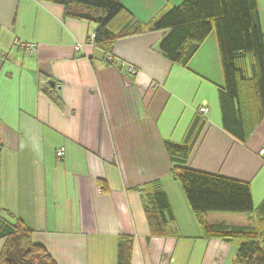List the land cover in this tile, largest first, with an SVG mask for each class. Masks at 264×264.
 I'll return each instance as SVG.
<instances>
[{"label": "crops", "instance_id": "obj_1", "mask_svg": "<svg viewBox=\"0 0 264 264\" xmlns=\"http://www.w3.org/2000/svg\"><path fill=\"white\" fill-rule=\"evenodd\" d=\"M181 2L120 0L142 23ZM256 4L264 35V0ZM95 27L66 16L59 2L0 0L1 224L20 220L56 264H118L121 239L131 243L129 264H231L236 245L203 237L164 143L192 141L186 167L248 183L256 209L264 199V117L244 142L222 128L214 33L182 67L158 50L165 30L117 40L108 63L91 42ZM201 105L206 114L197 113ZM152 181L173 216L166 236L150 235L138 191ZM255 218L206 216L228 226Z\"/></svg>", "mask_w": 264, "mask_h": 264}, {"label": "trees", "instance_id": "obj_2", "mask_svg": "<svg viewBox=\"0 0 264 264\" xmlns=\"http://www.w3.org/2000/svg\"><path fill=\"white\" fill-rule=\"evenodd\" d=\"M44 1V0H40ZM59 2L66 16L94 22L92 44L111 63L115 42L153 30L167 33L159 42L160 54L185 67L199 45L214 33L223 74L218 88L222 128L244 142L264 117V43L256 0H182L148 23L133 19L120 0H45ZM169 2L170 0H164ZM79 6L99 10L83 12ZM171 162L170 175L179 182L196 221L206 239L216 238L236 245L231 264H264V199L254 209L246 182L186 167L191 143H164ZM143 197L150 235L166 236L173 221L169 202L159 181L138 189ZM211 212L255 213V223L228 226L210 224ZM0 264H56L43 245L31 242V230L20 220L1 224ZM131 243L118 242V264H129Z\"/></svg>", "mask_w": 264, "mask_h": 264}, {"label": "built area", "instance_id": "obj_3", "mask_svg": "<svg viewBox=\"0 0 264 264\" xmlns=\"http://www.w3.org/2000/svg\"><path fill=\"white\" fill-rule=\"evenodd\" d=\"M28 45V44H27ZM33 47L31 46V45H28L27 46V49H29V50H31ZM107 58H111V56L110 55H107L106 56ZM122 65H124V64H122ZM128 73L129 74H134L135 73V67H133V66H128ZM207 110H208V107L206 106V105H201L199 108H198V113L199 114H206L207 113ZM55 155H56V157L57 158H63V156H64V150H63V148H58L57 150H56V152H55ZM258 155L260 156V157H262V158H264V147L263 148H261L259 151H258Z\"/></svg>", "mask_w": 264, "mask_h": 264}, {"label": "rangeland", "instance_id": "obj_4", "mask_svg": "<svg viewBox=\"0 0 264 264\" xmlns=\"http://www.w3.org/2000/svg\"><path fill=\"white\" fill-rule=\"evenodd\" d=\"M123 66L125 67V70H128V66H132V65H130V64H127V63H125V62H123ZM134 67V66H133ZM128 72V71H127ZM207 112H208V110H207ZM215 214H218V213H215Z\"/></svg>", "mask_w": 264, "mask_h": 264}, {"label": "clouds", "instance_id": "obj_5", "mask_svg": "<svg viewBox=\"0 0 264 264\" xmlns=\"http://www.w3.org/2000/svg\"><path fill=\"white\" fill-rule=\"evenodd\" d=\"M200 107V106H199ZM198 111V110H197ZM198 113V112H197ZM199 114V113H198Z\"/></svg>", "mask_w": 264, "mask_h": 264}]
</instances>
